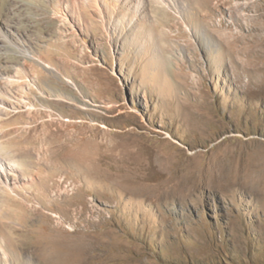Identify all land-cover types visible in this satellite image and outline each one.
<instances>
[{"label":"rangeland","instance_id":"374dc122","mask_svg":"<svg viewBox=\"0 0 264 264\" xmlns=\"http://www.w3.org/2000/svg\"><path fill=\"white\" fill-rule=\"evenodd\" d=\"M2 22L35 45L0 48V264H264V0H0ZM60 124L93 147L52 159Z\"/></svg>","mask_w":264,"mask_h":264},{"label":"bare ground","instance_id":"6f19581e","mask_svg":"<svg viewBox=\"0 0 264 264\" xmlns=\"http://www.w3.org/2000/svg\"><path fill=\"white\" fill-rule=\"evenodd\" d=\"M11 23V22H10ZM15 24L14 22L12 24L6 23V22H2L0 24V48H2V46L5 44V42H7L8 44H11V47L15 46V47H19V50H21L24 54V56H30L33 57L32 51H30L31 49H33L35 42L32 40V37H30L29 34L23 33L21 30L19 31V27L17 28V26L13 25ZM32 36V35H31ZM34 39V37H33ZM9 46V45H8ZM5 48V47H4ZM18 49V48H16ZM19 53H21L19 51ZM31 53V54H30ZM42 64V63H41ZM7 73V70H5L4 66L0 65V79L3 78V76ZM46 100V99H45ZM50 104V103H49ZM68 120V119H67ZM54 123V122H52ZM56 123V122H55ZM48 124V123H47ZM52 125V124H51ZM63 124H60L59 126H57V128H55V130L53 129V131H47L46 134L43 135L41 142L47 143L48 145V149L47 152L49 153L50 157L52 159L54 158H60V154L62 155L63 153L65 154L66 152H74L77 154L81 153H87V151H89V149H91L93 146L90 145V142H88L89 140H86V144L83 145L80 144L79 147H76V145H68V143H64L61 139V136L63 134H60V130H62ZM48 129V127H47ZM45 133V132H44ZM64 136V135H63ZM79 134H73V139H75L74 137L78 138ZM69 137V136H66ZM39 138V137H38ZM37 138V139H38ZM68 139V138H67ZM72 139V140H73ZM21 140V139H20ZM91 140V139H90ZM93 140V139H92ZM84 141V140H83ZM21 142V141H20ZM36 142V141H35ZM75 147V149H74ZM28 148V147H27ZM31 150V148H30ZM29 149H24L23 151L25 153H30ZM53 150V151H52ZM22 151V150H21ZM70 155L73 153H69ZM68 154V155H69ZM68 155L66 157H68ZM76 155V154H73ZM73 155L72 158H73ZM86 155V154H84ZM30 156V155H29ZM68 157V159H71ZM65 157V158H66ZM77 157V156H76ZM74 157V158H76ZM84 157V156H82ZM61 159V158H60ZM81 159V158H80ZM87 159V158H86ZM63 160V158H62ZM75 160V159H74ZM64 161V160H63ZM68 161V160H66ZM80 161V160H79ZM55 162V161H54ZM70 162V161H69ZM34 163V162H33ZM47 163V162H46ZM79 163V162H78ZM82 164V163H81ZM53 166H56L55 163H53ZM57 168L59 166H56ZM60 169V168H59ZM41 170V168L39 167L37 171ZM54 175V174H53ZM52 175H48V177H50ZM85 202V201H84ZM84 205L83 208L84 209ZM58 243V242H57ZM72 250L73 249V242L70 240L68 243L67 242H60L57 244V246L55 247V250L52 251L53 256L55 258H61L62 252H67L68 250ZM71 252V251H70ZM52 255H50L51 257Z\"/></svg>","mask_w":264,"mask_h":264}]
</instances>
